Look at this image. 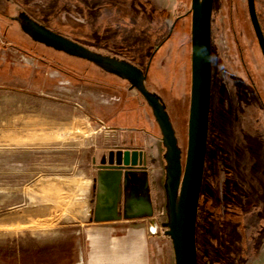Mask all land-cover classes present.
<instances>
[{"label": "rangeland", "instance_id": "1", "mask_svg": "<svg viewBox=\"0 0 264 264\" xmlns=\"http://www.w3.org/2000/svg\"><path fill=\"white\" fill-rule=\"evenodd\" d=\"M215 3L208 136L195 230L197 264H264V61L246 0H229L220 10V1ZM190 5L191 0H0V264H24L22 253L28 249L42 251V245L69 241L74 242L73 262L60 264H82L84 232L77 235L80 227L71 221L57 223L63 227L55 234L47 228L37 231L35 224L20 225L33 217L40 201L38 178H68L80 170L94 175L93 147L88 146L101 141L106 143L94 151L98 158L119 147L144 152L153 215L120 224L125 233L141 228L140 264H174L171 240L161 225L168 219L165 148L150 108L126 81L92 61L35 41L23 31L20 13L90 51L143 67L165 38L152 58L146 84L165 104L183 161ZM255 7L264 35V0H255ZM107 101L117 102L127 115L122 117L121 111L118 121L107 122ZM37 113L44 114L45 132L54 125L63 131L77 118V131L72 132L80 134L87 127L91 135L84 136L85 141L67 136L38 146L26 144L36 130L23 127L22 119ZM115 125L151 130H136L139 139L116 127L105 140L103 133ZM13 223L17 229L6 230L5 225ZM33 261L47 264L43 255Z\"/></svg>", "mask_w": 264, "mask_h": 264}, {"label": "water", "instance_id": "2", "mask_svg": "<svg viewBox=\"0 0 264 264\" xmlns=\"http://www.w3.org/2000/svg\"><path fill=\"white\" fill-rule=\"evenodd\" d=\"M213 0H191L190 23V98L187 119V144L182 161L174 128L165 105L160 97L150 93L142 81L144 75L129 63L90 51L46 26L35 22L28 15L20 13L22 29L34 40L42 42L69 54L78 55L92 61L130 82L136 87L152 109L158 125L161 142L165 148L164 158L167 221L161 225L170 238L174 264H197L196 217L203 181L205 164L209 108L211 97V8ZM250 22L264 61V35L256 16L254 0H246ZM145 166L141 150H110L97 165L95 178V199L92 219L96 222L115 220L121 217L117 210L122 196L133 190L138 182L137 170ZM142 175L145 172H141ZM147 206L150 202L147 198ZM125 217L151 215V211L125 214Z\"/></svg>", "mask_w": 264, "mask_h": 264}, {"label": "crops", "instance_id": "3", "mask_svg": "<svg viewBox=\"0 0 264 264\" xmlns=\"http://www.w3.org/2000/svg\"><path fill=\"white\" fill-rule=\"evenodd\" d=\"M75 121L73 126H65V129L61 131V127L59 125L53 126L52 130L45 132V117L43 113H37L33 116H28L26 119H22L23 127L32 128L36 130V132L31 134V138L27 140L26 144H34L36 146L45 144V142L57 141L62 138H73L75 141L80 139V141H85L84 136H90L91 132L86 128L81 129L82 133L72 132V128L77 125V118H73ZM58 124L60 121L58 120ZM68 128V129H67ZM70 128V129H69ZM74 130L76 128H73ZM68 130V131H67ZM77 131V130H75ZM109 131L113 132L114 130H107L103 133L105 140L109 138ZM136 131V130H135ZM130 131L128 135L131 138H136L137 133ZM111 136H114L113 134ZM82 137V138H81ZM139 135V139H140ZM106 142H99L98 144H90L88 148L93 147V154L91 155V169L94 171V175H92L89 171H78L74 174V176H69L68 178H60L56 176H42L38 178V187H37V200H40L36 203L35 211L31 213L33 216L31 219H27L26 223H21V228L26 225H36L34 229L37 231L52 230L53 234L57 232L61 233V227H57V223L71 221L73 225H77L80 227V230H77V235L81 232H84L83 242H101L103 240V233L106 229L107 224H114L102 221L95 222L92 219V209H93V194H94V185H95V177L96 170L94 166V158L97 157L94 154V151H99L105 146ZM162 143V142H161ZM162 145V144H161ZM164 147V146H163ZM142 150V149H141ZM143 152V151H142ZM144 154V152H143ZM98 158V157H97ZM162 158L164 160V168L166 166V161L164 158V153L162 154ZM146 171L145 173L149 176V171L147 169L146 158H145ZM151 193V189H149ZM91 196V197H90ZM151 199V200H150ZM150 207L153 208V202L150 194ZM166 199V198H165ZM153 211H151L152 214ZM129 219L124 222L135 223L137 219ZM149 216V215H148ZM35 217V218H34ZM120 223L116 222L115 224ZM131 224V225H132ZM87 226V227H85ZM18 226L13 224H6V230H15ZM137 227V226H135ZM139 227V226H138ZM137 230L141 231V228H137ZM138 231V232H139ZM56 240V239H55ZM58 240V239H57ZM87 245V244H86ZM125 248V246H124ZM123 248V249H124ZM139 249L142 250L141 246ZM139 250V251H140ZM147 259V258H146ZM146 264V263H145Z\"/></svg>", "mask_w": 264, "mask_h": 264}, {"label": "flooded vegetation", "instance_id": "4", "mask_svg": "<svg viewBox=\"0 0 264 264\" xmlns=\"http://www.w3.org/2000/svg\"><path fill=\"white\" fill-rule=\"evenodd\" d=\"M219 1L221 3L220 6H219V10H220V8L224 9V7H226V2H227V4L229 2V0H225V3H224L223 0H219ZM215 2H216V0L212 1L211 17H212V15H215V13L217 12V7H216V3ZM254 2H255V0H254ZM246 4H247V2H246ZM223 9H221V13H225V11ZM255 10H256V7H255ZM247 15H248V18H249L248 10H247ZM256 16H257L258 21H259V16L257 14V11H256ZM249 21H250V18H249ZM174 24L175 23H173L172 26L170 27V29H169V31H168V33L166 35L167 37L171 35V33L173 31ZM250 24H251V22H250ZM259 24H260V22H259ZM165 40L166 39L163 38L157 45H155V47L151 51V53L149 55V58L147 59V63L145 64L144 67L141 64H139L138 62H136V61H133L132 62L133 64L125 61V62L129 63L130 65H132L142 75H144V79L142 81L144 87L146 88V90L148 92L154 93L156 95H158V94L155 91L151 90L149 88V86L146 84L147 71H148V69H149V67L151 65V61H152V58L154 57L155 52L160 48V46L163 45ZM100 54H102V53H100ZM102 55H107V54H102ZM108 56L113 57L111 55H108ZM113 58H116L118 60H122L121 58H117V57H113ZM102 70L105 73H107V74H112V75L122 79L123 81H126L128 83V87L129 88L135 89L141 95V93L138 91V89L136 87L131 86L130 82L127 81L126 79H123V78H121V77H119V76H117V75H115V74H113V73H111V72H109L107 70H104V69H102ZM142 98L145 101V103L147 104V102H146V100L144 99L143 96H142ZM160 99H161V97H160ZM105 105H106V108H107V112L105 113V116L107 118L106 121L109 122V123H110V120H112V123L114 122V120L118 121L121 118L120 117L121 116V111L123 113V110L118 109L120 107L117 104V102L116 103H112V102H108L107 101L105 103ZM147 106L150 108V106L148 104H147ZM111 109L116 110L115 114L113 112H111ZM150 110H151V113H152V109L151 108H150ZM119 114H120V116H118ZM125 115H127L126 112L123 113L122 117H125ZM152 115H153V113H152ZM116 127H117V129H120L122 131L126 130L127 132H130V131H133V130L135 131V130L144 129V128H137V127L129 128L128 126L124 127V126H119V125H115V126H112V127L109 126L108 128L111 129V130H114V129H116ZM149 130H151V129L150 128L148 130L144 129V131L147 132V133H149L148 132ZM119 148H121V147H119ZM119 148H116V149H119ZM116 149H114V150H116ZM121 149H129V148H124L123 147ZM133 149L134 148H131L130 150H133ZM136 150H141V149H136ZM103 156L104 155L99 156V158H97V157L94 158V166H95L96 173H97V170H98L97 165L99 164V162L103 158ZM145 168H146V165L144 167H142V168H139L137 170L138 171L137 174H138V178L139 179H138L137 185L134 186L137 193L134 194L133 190H131V192L129 194H127L126 196H122V198H121L120 206L117 209L120 212L121 217L119 219H115V220H103V221H107V222H110V223H113V222L122 223L124 221L129 220V219L139 218V216L125 217L126 216L125 214H127V213L136 214L137 211L138 212H141V211H145L146 212V211H149V210L153 211L151 207L149 208L147 206V198H148V200L150 199L149 178H148V175L146 173H144L143 175L141 173V172H145L146 171ZM94 199H95V185H94V194H93V206H94ZM92 211H93V209H92ZM92 214H93V212H92ZM152 215H153V212H152L151 216ZM147 216L148 215H145L144 217H147ZM144 217H141V218H144ZM98 222H102V221H98ZM115 223L114 224H107L106 229L104 230V233H103V240L101 242L98 243V242L94 241V242L86 243L87 244L86 245V251L84 249V252H83L84 259L82 260V264H140L141 258H140V255H139V253H140L139 246L141 244V241H140V239H141V236H140L141 231L137 230V227H133V228L127 229V232L125 233L122 230L123 225H121L120 223H117V224H115ZM119 230H120V232L118 233ZM124 246H125V248H124ZM136 252H138V253H136Z\"/></svg>", "mask_w": 264, "mask_h": 264}, {"label": "trees", "instance_id": "5", "mask_svg": "<svg viewBox=\"0 0 264 264\" xmlns=\"http://www.w3.org/2000/svg\"><path fill=\"white\" fill-rule=\"evenodd\" d=\"M174 132H175V129H174ZM175 136H176V132H175ZM40 249H42V251L39 250V248H36V250L34 249L30 251L28 249L26 252L22 253L24 254L22 256L25 257L24 259L25 262L23 263L25 264L28 262V264H32L34 262L33 259H39V256L41 255L44 256L45 263L47 264H60L61 262H64V261H68V263L73 262V254H74V242L73 241H69L68 244H64V245L45 244V245H42ZM30 261L31 262L33 261V262L30 263Z\"/></svg>", "mask_w": 264, "mask_h": 264}]
</instances>
